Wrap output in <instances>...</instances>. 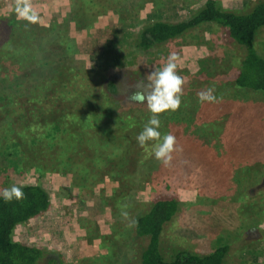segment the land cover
Listing matches in <instances>:
<instances>
[{"label":"trees","instance_id":"obj_1","mask_svg":"<svg viewBox=\"0 0 264 264\" xmlns=\"http://www.w3.org/2000/svg\"><path fill=\"white\" fill-rule=\"evenodd\" d=\"M93 5L97 1L71 0V12L62 18V24L58 19L43 24L40 17L33 24L14 14L0 17V173L5 178L36 175L39 181L49 175L69 179L57 197L69 198L77 191L81 210L94 217L109 209L117 223L128 226L120 235L134 246L131 264H224L229 253L226 245L204 255L173 249L171 260H165L162 237L182 204L168 192L170 185L164 177L166 185L156 182L149 201H139L138 192L156 175L182 177L196 167L199 173L214 177L215 167L212 157L201 161L179 147L171 166L165 167L154 157L156 141L138 145L136 137L147 121L137 120L133 113L141 107L145 114L151 113L146 102L128 99L135 90L127 82L138 75L129 69L130 63L118 59V69L111 71L98 92L88 88L83 71L74 67L77 50L66 24H74L78 32L90 29L94 15L89 6ZM207 24L222 29L225 41L239 55L233 86L264 94V58L254 45L264 28V0L240 12L224 10L218 2L208 0L181 22L148 23L130 45L148 53ZM179 109L173 112L176 120L185 115L186 121L173 124L188 130L193 113ZM222 126L216 123V128ZM159 130L162 135L169 133L162 121ZM236 144L233 147H241L240 139ZM244 174L246 183L253 184V169L245 168ZM256 174L263 188L264 173ZM107 182L116 184L111 194L101 188ZM18 187L24 192L22 199L0 198V264H62L56 253L14 241L17 227L45 214L52 202L50 192L39 183ZM84 220L79 221L81 228ZM87 238L91 241L92 236ZM101 238L106 241L107 236Z\"/></svg>","mask_w":264,"mask_h":264},{"label":"rangeland","instance_id":"obj_2","mask_svg":"<svg viewBox=\"0 0 264 264\" xmlns=\"http://www.w3.org/2000/svg\"><path fill=\"white\" fill-rule=\"evenodd\" d=\"M95 1L97 6H89L94 15L90 29L78 32L74 24H66L69 25L67 34L77 50L74 67L77 72L83 71L88 88L98 92L100 85L112 75L111 71L118 69L117 61L121 59L130 63L128 67L132 72L138 73L137 78L133 76L127 84L134 92L142 91L141 82H147V75L162 68L169 53H176L179 57L176 70L184 78L180 109L191 110L192 124L188 130L175 126L173 123L186 121L185 115L177 121L175 111L160 114V119L162 124H167L169 133L177 134V147L187 149L188 155L201 161L212 157L215 167L214 177L199 173L196 167L182 177L156 175L146 180L138 192V200L147 202L156 182L164 186L167 183L168 192L182 204L181 211L166 226L162 237L165 260H171L173 249L204 255L226 245L229 253L224 264H264V187L260 188L262 182L260 177L256 178V172L264 173V94L233 86L239 55L225 41L223 30L213 24L148 53L135 51L130 45L136 33L148 23L181 22L208 0ZM214 1L224 10L240 12L259 0ZM24 2L0 0V17L13 14L20 17L16 9ZM26 2L43 24H50L53 19L62 24V18L71 12V0ZM254 45L264 58V28L256 36ZM124 77L128 79L126 74ZM210 87L215 89L218 102L201 103L198 94ZM141 108L133 113L134 117L148 121L152 114H145L146 109ZM216 123L223 126L216 128ZM196 129L199 132L192 133ZM238 139L241 147H233ZM215 146L219 148L214 150ZM245 168L253 169V184L246 183ZM234 173H239V178ZM33 183L43 185L50 192L51 207L45 214L17 227L13 235L15 242L56 253L62 264L132 263L134 246L120 235L128 226L117 223L109 209L93 217L77 205V191L69 198L57 197L60 188L69 184V179L49 175L39 181L36 175L5 178L0 173V192L12 185ZM115 186L107 182L101 188L105 194H111ZM88 205L91 206V202ZM81 219H85L83 228L79 224ZM93 223L97 229L92 234ZM88 235L92 236L91 241ZM102 235L107 236L106 241L102 240Z\"/></svg>","mask_w":264,"mask_h":264},{"label":"clouds","instance_id":"obj_3","mask_svg":"<svg viewBox=\"0 0 264 264\" xmlns=\"http://www.w3.org/2000/svg\"><path fill=\"white\" fill-rule=\"evenodd\" d=\"M19 16L29 23H37L38 15L31 10V5L25 2L17 6ZM176 53H169L166 63L159 70L151 72L146 77V83L141 82L142 91L131 94L128 99L131 102L145 101L152 114L144 125L143 130L137 135L136 140L140 147H144L150 141H156L153 145V154L157 161L163 166L170 167L173 154L180 151L177 147V139L171 134H161L160 114L175 111L180 108L183 95L184 78L177 73ZM215 89L210 87L198 94L201 103L218 102L214 94ZM24 197L22 188L12 185L0 192V198L5 201L20 200Z\"/></svg>","mask_w":264,"mask_h":264}]
</instances>
